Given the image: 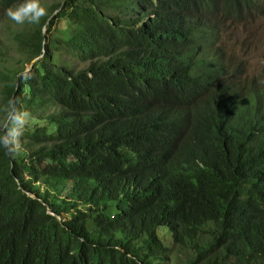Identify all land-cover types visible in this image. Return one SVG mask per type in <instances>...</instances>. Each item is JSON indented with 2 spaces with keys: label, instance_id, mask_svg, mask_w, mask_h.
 Instances as JSON below:
<instances>
[{
  "label": "trees",
  "instance_id": "16d2710c",
  "mask_svg": "<svg viewBox=\"0 0 264 264\" xmlns=\"http://www.w3.org/2000/svg\"><path fill=\"white\" fill-rule=\"evenodd\" d=\"M49 1L0 59V264H264V67L223 43L261 0Z\"/></svg>",
  "mask_w": 264,
  "mask_h": 264
},
{
  "label": "rangeland",
  "instance_id": "374dc122",
  "mask_svg": "<svg viewBox=\"0 0 264 264\" xmlns=\"http://www.w3.org/2000/svg\"><path fill=\"white\" fill-rule=\"evenodd\" d=\"M52 2L54 0H50L48 3L51 4ZM257 12L258 15L252 21L243 22L242 24H237L230 20L226 24V33L223 39L224 48L233 58L234 64L239 60L245 63L251 78L256 76L260 69L264 67V0L260 1ZM30 25L28 23L24 25L15 24L7 17L6 10L0 7V59L3 55L10 57L17 56L14 34L27 29ZM50 35L48 34V37ZM65 59L74 64L77 67L76 69L83 67V65L72 60L67 55H65ZM29 66L27 65L26 69ZM2 89V83L0 82V92ZM50 213V215L53 214L51 211ZM163 228L165 227L159 228L157 234L163 243H168L167 245L171 246L170 233L167 231V228ZM154 264H184V260L179 253L173 251L169 253V258L166 261L163 260V262H156Z\"/></svg>",
  "mask_w": 264,
  "mask_h": 264
},
{
  "label": "clouds",
  "instance_id": "9594fccd",
  "mask_svg": "<svg viewBox=\"0 0 264 264\" xmlns=\"http://www.w3.org/2000/svg\"><path fill=\"white\" fill-rule=\"evenodd\" d=\"M46 14L40 0H19L6 10L7 17L17 25L39 24ZM30 120V113L18 107L15 97L9 98L0 106V149L10 158H14L22 150V137Z\"/></svg>",
  "mask_w": 264,
  "mask_h": 264
},
{
  "label": "water",
  "instance_id": "95a60500",
  "mask_svg": "<svg viewBox=\"0 0 264 264\" xmlns=\"http://www.w3.org/2000/svg\"><path fill=\"white\" fill-rule=\"evenodd\" d=\"M57 12H58V11H57ZM57 12H56V13H57ZM56 13H55V14H56ZM55 14H53V16H54ZM53 16H51V18H52ZM51 18H50V19H51ZM43 35H44V38H45V41H44V45H45V44H46V30L44 31ZM44 52H45V50H44ZM38 60H39V58L35 59V60L30 64L29 68L26 69V70H25L20 76L27 75V74L32 70L34 64H35ZM29 195H30V194H29ZM46 210H47V212H48L49 214H51V213H50V210L47 208V206H46ZM52 215H53V214H52ZM58 220H59V219H58Z\"/></svg>",
  "mask_w": 264,
  "mask_h": 264
}]
</instances>
